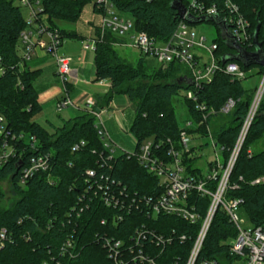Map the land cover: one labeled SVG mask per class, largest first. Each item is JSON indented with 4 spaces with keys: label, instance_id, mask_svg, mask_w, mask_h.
I'll list each match as a JSON object with an SVG mask.
<instances>
[{
    "label": "trees",
    "instance_id": "obj_1",
    "mask_svg": "<svg viewBox=\"0 0 264 264\" xmlns=\"http://www.w3.org/2000/svg\"><path fill=\"white\" fill-rule=\"evenodd\" d=\"M233 1L249 21L251 33L257 22H260L258 40L264 49V0ZM89 2H93L94 11L102 13L96 0H43V17L51 27L59 30L62 39L74 36L85 40L76 31L60 27L58 21H75ZM113 2L119 15L133 21V31H144L158 42L167 41L179 22L185 20L171 7L172 0ZM182 2L185 6L189 4L184 0ZM221 2L207 1L208 4L219 5L218 15L223 18ZM25 28L23 9L14 0H0V66L4 68L0 75V114L5 117L13 133H23L36 139L38 151L30 150V146L24 142L26 147L21 162H26L30 156L41 151L50 156L51 167L21 183V171L16 170L17 159L0 166V202L5 197L1 186L4 179L10 181L18 194L11 207L0 209V241L1 232L5 230L3 243L0 242V264H56L57 261L60 264H111L107 250L102 245L104 237L112 236L128 244L136 229L144 223L158 232L171 233L177 230L179 233L191 234L189 241L175 242L160 255V261L164 264H186L200 221L190 224L170 215L149 218L140 210H134L125 214L122 220L115 221L114 217L120 214L117 209L107 207L99 199L90 200L88 196L83 202V211H79V196L83 192L85 171L88 168L101 169L99 174L110 176L115 185L121 183L127 186L132 194L149 193L159 181L147 174L136 158H128L122 152L116 153L111 163L100 168L101 153L108 151L97 133L95 117L88 111L66 119L53 131L34 119L42 109L35 87V72L27 68L26 63L19 65L20 33ZM96 35L93 37L99 40L95 49L96 76L109 80L111 84L110 91L104 96V103L108 104L118 93L126 94L133 102L135 116L130 133L135 140V150L149 139L160 144L164 151L169 146L165 142L171 139L176 148L181 150L179 138L182 127L174 103L177 100L185 105L189 117L187 121L193 124V127L186 128L188 133L197 134L198 137L211 134L216 146L220 147L221 162L224 165L227 163L255 95L254 91L244 87V79L233 78L220 70L211 81L196 87L187 65L178 61L159 62L157 68H149L146 54L143 56L142 53L136 64L129 63L121 60L113 47V44L123 42L124 38L110 30L102 35L100 27ZM215 43L217 49L214 53L219 63H222V57L232 50L221 39L219 30ZM244 47L253 51V38ZM239 64L245 71L252 67H257L261 74L264 71V67L258 65L246 68ZM189 91L195 99L187 96ZM228 99L235 100L234 108L227 114L220 113L219 110ZM200 104L206 108L199 109ZM94 110L98 108L95 106ZM211 110H215V113H211ZM263 136L264 96L240 148L226 191L227 197L243 199L240 209L248 213L253 225L264 223V181L252 183L264 176V149H253V145ZM80 141L85 144L73 151L74 144ZM196 159L197 156L189 155L188 152L182 153L186 171L203 174L202 169L194 165ZM214 163L215 159L209 161L208 169ZM211 185H215V182ZM210 201L209 196L194 194L192 197L195 210L202 216L207 212ZM103 220L105 223H102ZM71 234L76 240V250L72 256L68 252L63 255L61 245ZM236 235L234 224L226 212L219 208L199 260L217 258L232 262L235 257L230 253L229 241Z\"/></svg>",
    "mask_w": 264,
    "mask_h": 264
},
{
    "label": "built area",
    "instance_id": "obj_2",
    "mask_svg": "<svg viewBox=\"0 0 264 264\" xmlns=\"http://www.w3.org/2000/svg\"><path fill=\"white\" fill-rule=\"evenodd\" d=\"M14 1L23 9L26 23V28L20 33L19 65L23 66L30 60L36 49L45 50L54 58L58 74L64 85V96L57 102L58 109L77 106V103L69 96L67 86L72 73L71 58L60 52L63 39L59 30L51 27L43 17V0ZM207 1L193 0L189 2L186 6V14H193L196 17L218 15L220 13L219 5L217 3L211 5ZM96 2L102 11L100 27L102 35L110 30L122 37L133 31V21L117 13L113 0H96ZM221 4L224 10V21L232 26V33L237 41L244 46L253 38L249 21L243 16L239 5L233 0H222ZM136 35H131L134 39V47L140 49L142 54L154 56L160 63L178 61L187 65L192 72V79L196 87H200L203 82L211 81L213 75L220 70L237 79H245L248 76L249 71H245L237 61L219 63L214 53L217 44L205 46L203 44L205 37L199 42L196 41L193 28L185 20L179 22L172 36L164 42H158L144 31L136 32ZM98 42L99 40L96 38H89L83 40L82 44L85 49L95 51ZM126 42L124 39L123 42L117 44H126ZM197 48L205 51L208 58L200 60L201 56L195 51ZM3 72L4 68L0 66V75ZM187 96L195 99L190 91L187 92ZM263 96L264 71L259 88L242 123L236 145L225 165L217 157L215 163L207 171H202L203 174H192L186 171L182 161V153L188 152L189 155H193L195 150L194 146L190 147L189 145L191 138L186 128L192 123L188 121V125L182 127L180 131L181 150L176 148L171 139L165 142V144H169L165 151L160 148V144L149 139L141 143L138 149L133 152H122L128 158H136L147 174L158 179L159 184L153 187L151 192L132 194L127 186L121 183L115 185V181L110 176L103 173L99 174L101 169L88 168L85 171L83 192L79 196V211H83V202L88 196L90 200L99 199L107 207L117 209L120 214L114 217L115 221L122 220L125 214H130L134 210L142 211L149 218L170 215L190 224L200 221V227L195 235L186 264H264V223L253 225L251 228L242 227L239 223L238 211L243 199L226 196L230 174ZM86 105L88 112L99 119L98 123H95V127L103 141L104 148L108 151L101 153L99 161L100 168H104L106 164L112 162L116 149L110 142L106 141L107 139L111 140V137L101 119V111L94 110L95 104L91 100H88ZM234 106L235 100L228 99L219 112L227 114ZM198 108L204 110L206 106L200 104ZM211 113H215V110H211ZM208 137L211 139L212 145L216 147L213 136L209 134ZM35 141L33 136L27 139V135L23 133H13L8 128L5 117L0 114V166L12 159H17L18 162L22 161L23 151L26 147L24 142L30 146V150L38 151ZM84 144V141H80V143L74 144L72 150L77 151ZM192 148H194L193 151H191ZM249 152L251 151L249 150ZM50 167V156L41 151L36 152L26 162H22L20 167L21 183H25L27 179L38 172L48 171ZM263 181L264 176H261L252 183L257 184ZM213 182L215 185H211ZM194 194L209 196L211 199L204 216L195 210L192 203ZM219 208L226 212L237 230V235L229 241L230 253L235 257L229 263L217 258L199 260V254L210 225ZM77 215L79 216L80 213ZM102 223H105V220ZM190 237L191 234L179 233L177 230H173L171 233L158 232L144 223L136 229L128 244L121 239L105 236L102 245L107 250L111 264H164L160 261V255L165 249L175 242L185 243L189 241ZM4 238L5 230L3 229L1 243H3ZM75 245L76 240L71 234L61 245V254L65 255L68 252L71 256L74 255ZM56 264H60V262L57 261Z\"/></svg>",
    "mask_w": 264,
    "mask_h": 264
},
{
    "label": "rangeland",
    "instance_id": "obj_3",
    "mask_svg": "<svg viewBox=\"0 0 264 264\" xmlns=\"http://www.w3.org/2000/svg\"><path fill=\"white\" fill-rule=\"evenodd\" d=\"M184 1L191 2L193 0ZM101 21L102 13L94 11L93 2H89L83 7V10L75 21L61 22L60 20L58 24L59 26L66 27L67 29H74L79 35L88 37L92 35L93 32H95L96 28L101 27ZM191 27L195 32L196 41L199 42L204 36L205 40L203 44L205 46H212L215 43V39L218 36V30L213 23L201 22L198 24H193ZM131 35L137 36L136 31L134 30L130 34L122 36V38L126 39V44H113V47L121 60L136 64V61L142 56V54L140 49L134 47V39L131 37ZM63 41L64 43L68 42L72 45H75L73 48L77 47L76 49L79 51L83 40L79 39L78 37H64ZM144 55L145 54H143V56ZM145 57L146 64L149 68H157L159 66V61L154 56L145 55ZM207 58V56L204 57V59ZM248 75L249 76L243 80V85L245 88L254 91L256 94L261 83L262 74L259 73V69L257 67H252L249 70ZM113 98L116 101V106L100 110L101 119L105 122V126L111 137V140L107 139L106 141L113 145V147L116 149V153L123 151L133 152L135 150V140L130 133V128L135 116V106L129 97L124 93L115 94ZM174 103L176 106V116L180 126L186 127V125L189 123L187 121L189 120V117L187 115L186 107L183 103L178 102L177 100H175ZM70 110V107H65L59 110L57 103H51L44 106L40 113L35 115L34 119L37 122L42 123L50 131H53L55 128L61 126L63 122L70 116H76V113H70ZM98 121L99 119L95 117L96 124ZM187 127H193V124ZM189 136L191 138L189 145L190 147H195L193 155L197 156V159L194 161V165L200 167L202 171L205 172L208 170L207 164L209 161L214 160L217 157L220 158V147H214L209 137H198L197 134H190ZM199 145H201V147H198ZM253 149L254 151L264 149V136L253 145ZM1 186L4 190L5 197L0 202V209H5L11 207L14 204L15 200L18 198V194L14 191L8 179L2 180ZM238 218L242 227L251 228L253 226L248 213H246L243 208L238 211Z\"/></svg>",
    "mask_w": 264,
    "mask_h": 264
},
{
    "label": "crops",
    "instance_id": "obj_4",
    "mask_svg": "<svg viewBox=\"0 0 264 264\" xmlns=\"http://www.w3.org/2000/svg\"><path fill=\"white\" fill-rule=\"evenodd\" d=\"M62 28L67 29L66 27ZM68 30L75 31L71 28ZM97 30L98 28H96L92 35L84 38L96 37ZM67 37L75 38L74 36ZM78 38L83 40L80 37ZM82 45L78 51L76 49L77 47L73 48L75 45L62 41L60 49L63 55L71 58L72 73L70 80L67 82V86L69 96L77 103V106H70L71 110L69 112L76 113V116L88 111L86 107L88 100L93 101L95 104L93 108L96 106L98 110L116 106L114 98L108 104L104 103V96L110 91V81L97 78L95 51L85 49ZM195 51L201 56L200 60H204V57L207 56L202 49L197 48ZM26 67L35 72V87L38 91V101L42 108L47 104L57 103L64 96V85L58 74L57 64L54 58L45 50L42 48L36 49L31 59L26 62Z\"/></svg>",
    "mask_w": 264,
    "mask_h": 264
},
{
    "label": "water",
    "instance_id": "obj_5",
    "mask_svg": "<svg viewBox=\"0 0 264 264\" xmlns=\"http://www.w3.org/2000/svg\"><path fill=\"white\" fill-rule=\"evenodd\" d=\"M171 7L175 9L180 17L185 19L190 24H198L201 22H212L219 30L220 37L224 41L225 45L232 50L222 57V64L228 61H237L242 64L243 67H250L252 65H258L264 67V49L262 43L258 40V34L260 30V22H257L255 30L253 32V44L254 50L250 51L240 44L232 33V26L224 21L219 15L200 16L196 17L192 14H186V6L182 0H172ZM22 166V162L19 161L16 165V170H19ZM16 172L11 176V178Z\"/></svg>",
    "mask_w": 264,
    "mask_h": 264
}]
</instances>
